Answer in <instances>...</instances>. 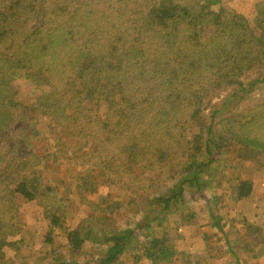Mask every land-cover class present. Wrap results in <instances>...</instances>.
Listing matches in <instances>:
<instances>
[{
	"label": "trees",
	"instance_id": "trees-1",
	"mask_svg": "<svg viewBox=\"0 0 264 264\" xmlns=\"http://www.w3.org/2000/svg\"><path fill=\"white\" fill-rule=\"evenodd\" d=\"M219 3L0 0V146L11 148L16 141L18 154L10 168H21L12 188L13 179L0 175V193L34 201L47 196L48 191V185H41L28 172L40 165V159L32 155V161L26 151L30 123L12 85L23 71L54 88V96L42 105L52 118L56 115L57 119L61 112L49 103H54L55 95L65 97L61 95L64 90L70 94L69 102L58 100L60 111L65 102L70 111L74 109V116L66 123L78 117L89 119L83 113L86 104L103 101L105 119L90 123L100 132L93 134L95 141L103 136L107 141L125 138L134 158L154 153L155 164H164L179 147L188 152L184 157L187 169H194L190 179L141 207L143 217L134 228L108 231L84 222L68 231L72 254L93 243L107 246L96 264H119L131 250L135 251V263L142 259L152 264L170 262L175 256L173 249L152 229L163 214L187 207L185 184L203 193L210 185L201 181L203 168L227 150L237 152L239 158L250 151L264 154V95L234 118L218 121L216 116L222 109L214 106V118L205 120L204 113L215 98L228 88L243 86L241 78L249 71L264 68V5L258 6L253 28L229 8L220 5L215 9ZM8 73L12 80H7ZM262 82L264 76L260 75L253 85ZM179 111L183 113L177 116ZM185 113L190 115L183 129L198 128L189 143L171 136ZM223 122L225 128L221 129ZM100 144L96 148H101ZM235 190L237 200L249 198L253 183L243 180ZM158 205L160 210L155 208ZM121 206L117 203L108 210ZM145 230L149 231L144 234L148 240L137 247L138 232ZM59 264L74 263L62 260Z\"/></svg>",
	"mask_w": 264,
	"mask_h": 264
},
{
	"label": "rangeland",
	"instance_id": "rangeland-1",
	"mask_svg": "<svg viewBox=\"0 0 264 264\" xmlns=\"http://www.w3.org/2000/svg\"><path fill=\"white\" fill-rule=\"evenodd\" d=\"M261 4L264 0H220L214 8L227 7L255 28ZM29 74L21 72L12 85L30 123V135L24 141L26 151L31 158L34 155L40 159V165L28 172L41 185H48V191L47 196L34 201L0 193V223L5 227L0 226V264H59L62 260L96 264L107 246L86 243L79 254H72L68 231L84 222L108 231L134 228L143 217L141 207L190 179L194 169H187L184 157L188 152L179 147L164 164H155L154 153L134 158L125 138L107 141L103 136L95 141L93 134L100 132L90 123L105 119L103 101L86 104L83 113L89 119L78 117L66 123L74 116V109L70 111L65 102L60 111L58 100L69 102L70 94L64 90L61 95L65 97L55 95L54 103H49L56 104L61 112L57 119L56 115L52 118L42 105L54 96V88ZM260 75L264 76V68H255L242 76L243 86L223 91L205 111V120L214 118V106L222 109L216 116L221 121L238 116L262 98L264 82L253 85ZM8 79H13L9 73ZM231 95L234 97L226 101ZM189 115L180 117L181 123L171 134L175 140L189 143L198 132L195 126L183 129ZM223 125L225 122L221 129ZM16 145L15 141L14 147L0 146V175L13 179L10 188L16 185L14 180L21 171L20 167L10 168L18 154ZM126 147L129 149L123 150ZM217 156L216 162L203 168L201 181L210 184L204 192L185 184L187 207L180 206L168 216L163 214L153 226L152 233L175 253L173 260L161 264H264V194L258 206L251 201H235V189L244 179L255 178L264 188V154L250 151L239 158L237 152L227 150ZM117 203L122 206L110 212L108 209ZM155 208L160 210L159 205ZM148 232H138L137 247L146 243L144 234ZM134 254L132 250L127 252L119 264H152L147 259L135 263Z\"/></svg>",
	"mask_w": 264,
	"mask_h": 264
},
{
	"label": "crops",
	"instance_id": "crops-1",
	"mask_svg": "<svg viewBox=\"0 0 264 264\" xmlns=\"http://www.w3.org/2000/svg\"><path fill=\"white\" fill-rule=\"evenodd\" d=\"M244 180H250V181H252V183H253L252 193H251V195H250L249 198L242 199V200H237L235 198L236 199L235 201H239L241 204L242 203H245L246 201H251V202L256 203L255 206L260 205L261 202H258V201H262V198L263 197H261V195L264 194V188H263V186L261 185V183L258 180H255V178H248V179H244ZM259 193H260V195H259ZM209 203H210V201H209Z\"/></svg>",
	"mask_w": 264,
	"mask_h": 264
}]
</instances>
